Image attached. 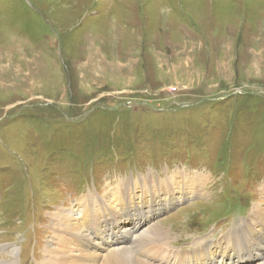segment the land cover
<instances>
[{"label": "rangeland", "instance_id": "374dc122", "mask_svg": "<svg viewBox=\"0 0 264 264\" xmlns=\"http://www.w3.org/2000/svg\"><path fill=\"white\" fill-rule=\"evenodd\" d=\"M149 191L175 192L150 225L184 251L263 203L264 0H0V264H44L83 196L104 230L114 192Z\"/></svg>", "mask_w": 264, "mask_h": 264}, {"label": "bare ground", "instance_id": "6f19581e", "mask_svg": "<svg viewBox=\"0 0 264 264\" xmlns=\"http://www.w3.org/2000/svg\"><path fill=\"white\" fill-rule=\"evenodd\" d=\"M195 179L185 180L186 185L182 189L184 199H191L203 193L206 179L204 178L202 182L198 178ZM172 184L174 186L177 184L175 177H172L171 182L165 181L162 191L169 192L173 188ZM127 185L129 186L128 181ZM120 188H117L118 191ZM162 191L156 196H150L152 193L147 192L145 194L148 196L147 202L142 203L141 207L134 205L133 199L130 201V198L116 196L114 192V206L105 205L106 209L99 216L104 219V230H101L100 226L86 227L80 222L98 218L92 214V194L80 199L85 205L83 212L75 213L70 209H62L63 216L60 212L54 213L53 221L57 227L53 230L50 248L46 247L43 250L46 258L42 262L97 264L101 258H105L111 264H253L259 258L264 264V201L253 206L249 219L239 228L231 230L232 232L218 240H210L199 244L193 250L184 251L174 247L173 249L166 241L162 228L154 226L153 223L150 225L155 216L153 210L156 211L158 208V213L174 205L172 199H175V192H170L169 197L163 198ZM154 197L160 198L159 201L153 202ZM58 230L61 232L60 235L57 234ZM104 234L107 236L105 241ZM244 235L256 239H247ZM114 240L118 246H115ZM91 244L96 245V248L106 245V254L98 253L97 250L92 252L91 248L88 249ZM6 263L17 264V259L1 264Z\"/></svg>", "mask_w": 264, "mask_h": 264}]
</instances>
